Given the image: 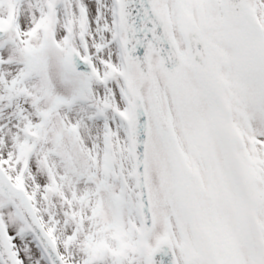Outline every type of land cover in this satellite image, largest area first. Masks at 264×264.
<instances>
[{
	"label": "snow or ice",
	"instance_id": "snow-or-ice-1",
	"mask_svg": "<svg viewBox=\"0 0 264 264\" xmlns=\"http://www.w3.org/2000/svg\"><path fill=\"white\" fill-rule=\"evenodd\" d=\"M0 264H264V0H0Z\"/></svg>",
	"mask_w": 264,
	"mask_h": 264
}]
</instances>
